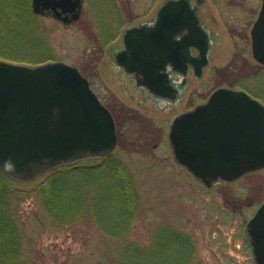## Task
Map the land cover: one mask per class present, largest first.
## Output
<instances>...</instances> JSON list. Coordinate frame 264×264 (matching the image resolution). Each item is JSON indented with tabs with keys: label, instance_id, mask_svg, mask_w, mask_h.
<instances>
[{
	"label": "rangeland",
	"instance_id": "374dc122",
	"mask_svg": "<svg viewBox=\"0 0 264 264\" xmlns=\"http://www.w3.org/2000/svg\"><path fill=\"white\" fill-rule=\"evenodd\" d=\"M97 1L85 0L82 17L70 25L52 14H41L40 29L45 47L54 59L52 62L77 67L117 118L120 138L114 159L129 169L138 197L131 232L123 243L150 247L163 231L179 234L191 244L193 254L182 257L180 264H256L247 226L264 204V170L207 188L176 162L169 133L177 116L200 103L218 85L240 82V87L260 100L261 95L264 97V66L253 57L250 37L263 0H206L200 14L216 36L211 67L204 80L191 82L184 98L175 104L155 102L149 96L147 99L118 68L112 56L114 49L107 46L113 34L100 32L101 25L106 24L102 23L105 17L93 11L99 5V11L106 16L108 3ZM115 1L123 11L128 9L134 16L144 15L140 18L143 21L152 19L159 4L165 2ZM123 15L129 14L123 12ZM227 24L231 28L246 26L248 37L233 39ZM235 54L239 58L237 63L226 68ZM215 67L226 68L228 75L214 77ZM146 133L145 140H137ZM101 163L103 160L92 159L74 166ZM51 172L15 183L16 188L27 192L16 215L24 241L23 261L26 264H114L122 241L102 233L87 213L76 223L57 226L36 193H32Z\"/></svg>",
	"mask_w": 264,
	"mask_h": 264
},
{
	"label": "water",
	"instance_id": "95a60500",
	"mask_svg": "<svg viewBox=\"0 0 264 264\" xmlns=\"http://www.w3.org/2000/svg\"><path fill=\"white\" fill-rule=\"evenodd\" d=\"M34 5L37 13L52 9L57 17L66 7L74 19L81 13L80 0H34ZM198 24L189 0L167 3L156 25L127 32V49L116 61L137 74L139 85L174 100L177 91L157 66L172 58L175 35L200 34ZM252 51L264 65V0L252 29ZM201 56L207 66V51ZM169 139L177 162L205 187L235 182L264 170V104L245 91L219 89L207 103L176 117ZM117 145L111 111L77 67L0 59V171L27 182L62 165L106 158ZM247 232L256 264H264V204Z\"/></svg>",
	"mask_w": 264,
	"mask_h": 264
},
{
	"label": "trees",
	"instance_id": "16d2710c",
	"mask_svg": "<svg viewBox=\"0 0 264 264\" xmlns=\"http://www.w3.org/2000/svg\"><path fill=\"white\" fill-rule=\"evenodd\" d=\"M40 17L34 0H0V59L26 65L54 61L45 47ZM114 158L110 156L98 165L60 166L32 193L57 226L76 223L87 213L102 233L122 241L131 232L138 197L129 169ZM81 177L83 181H79ZM16 182L21 181L0 171V264H26L16 215L27 192L16 188ZM176 235L162 231L157 241L145 248L122 241L114 264H180L182 257L193 254V248ZM175 248L180 251L175 252Z\"/></svg>",
	"mask_w": 264,
	"mask_h": 264
},
{
	"label": "flooded vegetation",
	"instance_id": "af4514ba",
	"mask_svg": "<svg viewBox=\"0 0 264 264\" xmlns=\"http://www.w3.org/2000/svg\"><path fill=\"white\" fill-rule=\"evenodd\" d=\"M80 1H81V8H80L81 15L77 19L73 18V13L70 12V10L68 9L69 7H66L65 9L61 8L60 17H57L55 11H53L52 9L45 10L44 12H41L40 14H43V15L52 14L53 16L61 20L63 23L70 25L74 22L79 21L80 18L82 17L83 5H84L85 0H80ZM177 1L179 0H165V2L162 5L159 4L157 10L155 11L154 17L148 21H143L140 19L144 15L134 16L133 14H130V11L128 9L126 11H123V9L120 7V4L116 2L115 0H107L109 10L107 11L106 16L102 10L99 11L100 9L99 5H96L95 10H93L97 12V14L100 17H105L102 23H106V24L101 25L100 32L102 34H108L109 36L113 34L110 40L107 41L108 43L107 46L110 45L109 47H113L114 50L112 51V56L118 68L123 72L125 76L129 77L134 82L137 88L142 90V93L145 95L146 98L149 96L155 102L161 101V102H165L168 104H175L179 100L183 99L185 96V92L188 89L191 82L204 80L207 70L211 67L210 66L211 65V55L215 47L216 36L213 35L211 29L208 27L207 23L203 20L200 14L201 9L204 6L206 0H189L191 6L196 11L198 19H199V24L197 25V27L200 31V34H198L199 32L196 34H192L189 30H183L181 33L175 35V37L173 38V43L175 46L173 47V50L171 51L173 55L172 58L170 59V61H168V63L165 64V66L163 67L157 66L159 67V69H162L161 72L167 75V80L169 81L168 84L174 87V89L177 91V97L174 100L159 97L158 95H155L154 93H152L147 87L143 85H139L137 74L135 72L130 73L126 70V68L122 67L116 61L115 55L127 49L124 37L129 30L156 25L158 22V18H159V12L162 9V7L167 3H172V2L175 3ZM95 3H99V2L95 0ZM261 8H262V5H261ZM123 12H126L129 15H123ZM259 14L257 18L255 19V21L253 22V26L250 29L251 45H252V29L259 17ZM126 18H129V19L127 20ZM227 27L229 28L228 33L231 37H233V39H236L241 36H243L244 38L248 37L249 32L247 33L248 29L246 26L242 28H236V27L231 28L229 24H227ZM244 38H242V40H244ZM203 51L205 52L207 51V56H208L207 66H202V62H201L202 56L201 55ZM236 58H238L237 54H235L232 61L230 62V64L227 65L226 68H228V66H235L234 62L237 63ZM226 68H218V67L213 68L212 71H216V73L213 74V76L217 78L219 77L224 78V76L228 75L229 73ZM239 83L240 82H237V83L226 85V86L218 85L220 87H216L212 93H210L209 95H206L203 99H201L199 101L200 103H197L193 107H190L185 112L193 111L198 106L207 103L211 99L212 95L219 89L228 88V89L238 90V91L239 90L247 91L244 88L240 87L238 85ZM250 95L256 98L254 94L250 93ZM98 97L100 98L102 103L106 107H108V109L112 112L115 122H116V128L118 130L117 118L115 117V114L112 108L109 107L107 103L105 104V101L101 98L100 95H98ZM171 126H170V129H171ZM146 135L147 133L144 134L142 137L141 136L138 137L137 140L139 141L145 140ZM119 136L120 135H118V142L120 138Z\"/></svg>",
	"mask_w": 264,
	"mask_h": 264
}]
</instances>
